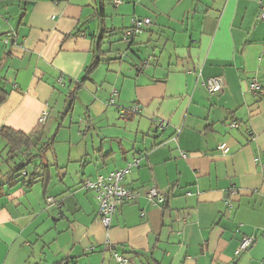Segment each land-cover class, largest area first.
<instances>
[{
  "label": "crops",
  "instance_id": "crops-1",
  "mask_svg": "<svg viewBox=\"0 0 264 264\" xmlns=\"http://www.w3.org/2000/svg\"><path fill=\"white\" fill-rule=\"evenodd\" d=\"M261 4L0 1V129L54 137L44 156L49 181L28 189L6 184V143L0 149V264H264ZM141 18L151 23L126 47L115 45ZM96 50L100 61L68 111V92ZM214 76L224 86L210 94L201 83ZM252 81L262 93L249 89ZM134 158L139 165L123 184L139 195L106 228L82 182ZM151 186L164 193L163 205L144 196ZM246 235L255 243L235 255Z\"/></svg>",
  "mask_w": 264,
  "mask_h": 264
},
{
  "label": "built area",
  "instance_id": "built-area-1",
  "mask_svg": "<svg viewBox=\"0 0 264 264\" xmlns=\"http://www.w3.org/2000/svg\"><path fill=\"white\" fill-rule=\"evenodd\" d=\"M119 3V1H115ZM258 19L264 21V4H261L260 11L258 14ZM151 23L148 18L133 19L131 26L123 31V38L129 39L137 34H139L142 29ZM206 87L210 94H216L222 91L224 86L223 78L220 76L209 77L205 79L202 83ZM249 89L254 93H262L263 89L256 81H252L249 84ZM115 94V92L113 93ZM111 103L113 100L110 101ZM132 112H137L138 108L136 106L130 109ZM47 118V113L43 111L40 114L39 122L44 123ZM231 127H238V123L233 121L230 124ZM165 124L162 122L156 124V129H164ZM223 153L228 151L225 144H221L218 147ZM139 165V159L134 158L132 161L128 162L126 166L116 168L110 171L107 175L97 174L93 179L85 178L82 182V187L89 191H94L96 194V200L98 203L97 210V220L106 228L110 225L111 216L116 212L117 207L125 202L133 201L138 195V191L130 189L123 184L125 176L129 173L130 168ZM189 194V193H188ZM230 194H236L234 189L230 190ZM144 196L152 203L158 205H163L166 201L164 193L160 192L156 187L151 186L147 188ZM48 205L59 206L58 201L53 197H46L45 199ZM228 206H231L230 202H226ZM256 241L255 235L243 236L238 246L236 247L234 254L239 255L241 252L249 249ZM116 262L118 263H129V259L121 256L117 253L113 254Z\"/></svg>",
  "mask_w": 264,
  "mask_h": 264
},
{
  "label": "trees",
  "instance_id": "trees-1",
  "mask_svg": "<svg viewBox=\"0 0 264 264\" xmlns=\"http://www.w3.org/2000/svg\"><path fill=\"white\" fill-rule=\"evenodd\" d=\"M5 1V0H0ZM18 3L25 4L31 0H16ZM123 40H130L123 38V32L121 34ZM96 50V55L92 62L85 67L84 76L76 82L73 88L68 92L69 109H71L77 91L81 88V85L86 80H90V75L96 68L100 58ZM7 97V92L0 86V104L4 102ZM113 103V102H112ZM67 111L63 115H66ZM0 138L6 143L7 152L4 157V162L8 165V171L3 176L6 184L11 186L20 183L22 187L28 189L35 183L41 182L46 184L49 181L50 163L44 160V156L47 151L52 149L54 137L42 141L39 135L36 133L33 135H27L21 131H16L9 127H2L0 129ZM2 184H0V189ZM3 194L0 190V197ZM60 262V261H59ZM59 262L55 263L58 264Z\"/></svg>",
  "mask_w": 264,
  "mask_h": 264
},
{
  "label": "rangeland",
  "instance_id": "rangeland-1",
  "mask_svg": "<svg viewBox=\"0 0 264 264\" xmlns=\"http://www.w3.org/2000/svg\"><path fill=\"white\" fill-rule=\"evenodd\" d=\"M107 37V39H105L106 40V42H108L109 41V36H108V34H106V33H104ZM116 34H118V32L116 33ZM112 37H114V38H118V36L117 35H114V36H112ZM110 38H111V36H110ZM124 41V42H123ZM128 40H115L114 41V44L115 45H119V46H122V47H126L127 45H126V42H127ZM75 119H76V121L78 122L79 120H78V115L76 114V116L74 117ZM4 140H2V139H0V149L2 148V146L4 145ZM53 176H55V175H53Z\"/></svg>",
  "mask_w": 264,
  "mask_h": 264
}]
</instances>
